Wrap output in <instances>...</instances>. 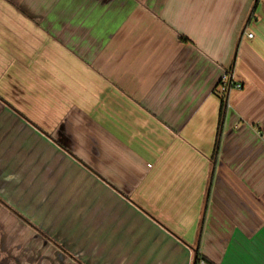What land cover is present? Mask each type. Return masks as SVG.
Instances as JSON below:
<instances>
[{
    "label": "crops",
    "instance_id": "obj_1",
    "mask_svg": "<svg viewBox=\"0 0 264 264\" xmlns=\"http://www.w3.org/2000/svg\"><path fill=\"white\" fill-rule=\"evenodd\" d=\"M0 181L28 264H264V0H0Z\"/></svg>",
    "mask_w": 264,
    "mask_h": 264
},
{
    "label": "rangeland",
    "instance_id": "obj_2",
    "mask_svg": "<svg viewBox=\"0 0 264 264\" xmlns=\"http://www.w3.org/2000/svg\"><path fill=\"white\" fill-rule=\"evenodd\" d=\"M4 173L2 177H5ZM2 181L0 184L2 185ZM10 189L7 186L0 188V264H28L27 257L31 255V246L28 244L27 249L25 243L15 246L10 240V231L8 224H16L18 228H26L32 225L30 220L25 217L23 209L19 205L10 203ZM33 226V225H32ZM25 236H22L24 241ZM35 254V253H34Z\"/></svg>",
    "mask_w": 264,
    "mask_h": 264
},
{
    "label": "built area",
    "instance_id": "obj_3",
    "mask_svg": "<svg viewBox=\"0 0 264 264\" xmlns=\"http://www.w3.org/2000/svg\"><path fill=\"white\" fill-rule=\"evenodd\" d=\"M248 36L252 37L253 34L249 33ZM218 88H219L220 94L226 98L227 105H228L229 93L235 89H242L243 84L240 81L236 80L235 75L232 72V70H228L222 74L219 80V83H218ZM200 264H206V263L202 260Z\"/></svg>",
    "mask_w": 264,
    "mask_h": 264
},
{
    "label": "trees",
    "instance_id": "obj_4",
    "mask_svg": "<svg viewBox=\"0 0 264 264\" xmlns=\"http://www.w3.org/2000/svg\"><path fill=\"white\" fill-rule=\"evenodd\" d=\"M232 70V69H230ZM222 96V95H221ZM227 100L225 97H221V109H220V120H219V126H218V133H217V137H216V142H215V154L219 149L220 146V142H221V129H222V123L223 120L225 118L226 115V111H227ZM195 255H194V264H200V262L203 260L206 264H213L211 261H208L207 259H205L204 257L201 256L199 249H195Z\"/></svg>",
    "mask_w": 264,
    "mask_h": 264
}]
</instances>
